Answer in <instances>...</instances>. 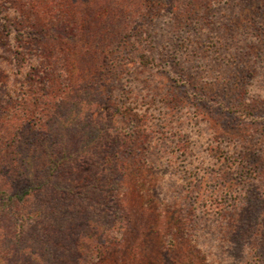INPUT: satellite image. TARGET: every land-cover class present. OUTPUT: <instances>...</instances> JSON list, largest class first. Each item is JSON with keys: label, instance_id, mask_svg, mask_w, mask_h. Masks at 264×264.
Masks as SVG:
<instances>
[{"label": "trees", "instance_id": "1", "mask_svg": "<svg viewBox=\"0 0 264 264\" xmlns=\"http://www.w3.org/2000/svg\"><path fill=\"white\" fill-rule=\"evenodd\" d=\"M27 3L32 15L18 14L15 27L9 16L2 25L13 37L20 78L6 80L12 82L6 106L9 139L1 142L9 146L10 164L9 189L0 190V264H104L106 259L112 264H173L174 258L187 260L191 247L203 254L204 239L216 249L226 246L223 253L242 239L251 264H264V253L258 250L264 248V232L251 230L247 240L232 227L235 203L242 199L236 200L234 190L222 183L223 174L234 168L232 161L223 157L209 171L203 169L214 159L194 145L183 147L173 131L166 132L167 113L159 109L164 117H146L124 100L123 93H133L134 86L116 89L106 85L102 75L92 76L93 81L90 71L81 75L78 67L86 61L88 44L85 50L78 49L59 36L63 40L59 45L34 42L62 27L68 40L74 37L81 24L67 23L70 2L60 5L57 25L49 5ZM33 44L30 56L27 49ZM147 58L138 54L142 64ZM70 91L79 97L66 108ZM98 102L110 106L107 117L92 116ZM126 140L132 144L129 149L122 146ZM173 140L179 144L176 156L166 148L176 147ZM180 166L187 175L176 172ZM125 185L134 187L131 190L141 196L144 210L152 216L146 228L135 225L128 215ZM163 189L177 194L163 193L161 198ZM247 224L253 225V220ZM254 224L261 225V219ZM127 226L134 234L131 240L123 231ZM254 256L262 259L255 263Z\"/></svg>", "mask_w": 264, "mask_h": 264}, {"label": "rangeland", "instance_id": "2", "mask_svg": "<svg viewBox=\"0 0 264 264\" xmlns=\"http://www.w3.org/2000/svg\"><path fill=\"white\" fill-rule=\"evenodd\" d=\"M27 1L31 6L49 5L53 10L51 20L56 25L61 20L60 5L63 1L70 2L67 23L81 24L82 30L75 29L74 37L68 40L62 27L56 32L47 31L40 35L43 41L34 42L59 45L67 40L82 50L88 44L86 61H80L78 67L81 75L90 71L91 81L92 76L102 75L106 85L116 89L134 86L133 93H123L124 100L140 108L146 117H164L159 109L167 113L166 132L173 131L183 147L194 145L198 152L214 159L208 165L205 163L203 169L209 171L212 163H221V158L228 157L234 168L223 174L222 183L225 189L234 190L236 200L242 198L235 203L232 227L241 230L247 240L251 230L264 232V0H0V190L9 189V146L1 142L2 138L9 139L6 106L12 82L6 80L20 78L13 37L2 25L9 16L15 27L20 19L18 14L32 15ZM89 29L91 32L87 34ZM58 36L63 38L61 42ZM33 49L34 44L28 46L30 56ZM139 53L146 54V63L139 62ZM64 77L65 74L59 77L60 82H64ZM70 92L66 93V108L79 97L75 91ZM109 112L106 102L93 105V117H107ZM139 144L137 147L142 149ZM174 144L176 147L171 144L166 148L176 156L179 144ZM124 145L129 149L132 144L126 140ZM155 145L164 146L163 142ZM181 167L176 172L187 175L188 170ZM131 186H124L128 215L135 225L146 228L152 216L144 210L141 196ZM167 190H160L161 198L163 193L175 192ZM258 219L261 225L254 224ZM248 220H253V225L249 226ZM129 227L123 231L131 240L134 234ZM241 241L223 253L226 246L220 244L216 249L204 239L200 245H206L203 254L191 247L187 260L174 258L173 264H213L219 256L222 259L217 264H251L253 259L246 255ZM259 249L264 253L262 245ZM254 257L255 263L262 259ZM105 262L112 264L109 259Z\"/></svg>", "mask_w": 264, "mask_h": 264}]
</instances>
